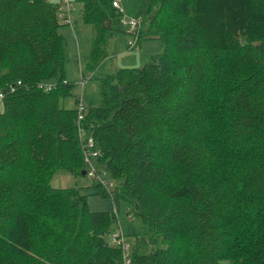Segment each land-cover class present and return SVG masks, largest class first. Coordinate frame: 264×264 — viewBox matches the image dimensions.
<instances>
[{
  "label": "trees",
  "instance_id": "trees-1",
  "mask_svg": "<svg viewBox=\"0 0 264 264\" xmlns=\"http://www.w3.org/2000/svg\"><path fill=\"white\" fill-rule=\"evenodd\" d=\"M70 1L92 29L82 86L122 21H138L126 48L161 51L99 77L78 121L59 3L0 0V264H264V0H149L131 18ZM86 139L95 194L148 228L133 244L106 240L116 214L89 212L82 186L49 187L87 178Z\"/></svg>",
  "mask_w": 264,
  "mask_h": 264
},
{
  "label": "rangeland",
  "instance_id": "rangeland-1",
  "mask_svg": "<svg viewBox=\"0 0 264 264\" xmlns=\"http://www.w3.org/2000/svg\"><path fill=\"white\" fill-rule=\"evenodd\" d=\"M118 1H120V4L124 9L125 16L128 18L137 15L144 17L149 7V0ZM77 6L78 5H73L74 10L72 9L73 12L72 10L70 11V16L72 13V24L75 31V38L79 46L78 61V49L76 47L75 38L70 32V28L63 25L59 28V33H63L66 28H68L69 34L72 38V41H65L67 52V61L64 64L65 78L67 81L75 83L72 95L81 97L80 100L83 104V107L88 108L89 106H95L97 103V79L99 77L103 76L104 74L112 73L120 68H137L142 63L147 61L150 56L159 53L161 51V44L155 39H142L136 43V46L132 48H126V42L131 40V36L126 34L128 30L127 28H124L122 33H119L110 39L106 54L107 56L104 59L103 64L100 65V67H98L94 73L84 76L86 81L80 91V88L76 84V82L79 81L78 64L79 67L83 66L84 58L90 49V39L92 32L91 27L83 25L80 22L78 12L77 10L75 11ZM132 56L135 58L132 59ZM73 99L74 97L72 96L66 97L64 100H62L60 105L64 108H71L73 106ZM100 171H103V168H100ZM101 177L105 178V175H101ZM91 183L92 181L88 177H74L63 170H59L51 177L49 181V187L69 188L82 186V194L86 196V208L89 212H114L116 214L115 224L113 226L114 228L106 236V240L110 244L115 243L113 240V235H120L122 239L125 238L128 244H133L134 236H132V234H136L138 236L147 235L148 228L139 218L132 216L131 214H127L126 208L123 206V204H115L109 198L95 194V189L91 186ZM126 246L127 245L124 244L123 248L125 249ZM121 258L124 259V254Z\"/></svg>",
  "mask_w": 264,
  "mask_h": 264
},
{
  "label": "built area",
  "instance_id": "built-area-1",
  "mask_svg": "<svg viewBox=\"0 0 264 264\" xmlns=\"http://www.w3.org/2000/svg\"><path fill=\"white\" fill-rule=\"evenodd\" d=\"M60 2L62 3V14L64 15H60V20L63 24H66V25H70V19H69V15L68 13H70V11L72 10L73 8V5L71 3L70 0H60ZM111 6L116 10V11H119L121 12V8H120V5H119V1L118 0H112L111 2ZM122 24V27L123 28H127L128 32L130 33H135L136 32V29H137V23L138 21L136 19H130L128 21H122L121 22ZM134 44V40L132 41H129L127 42V47H131L132 45ZM40 88L43 87V89H46L47 85H41L39 84ZM12 88L9 87V90H11ZM2 99V95L0 93V100ZM76 118L77 120H81L82 117H83V112H84V109L82 107V103L81 101L79 100L78 103H76ZM82 141V148H85V152H86V159H85V165H86V176L87 177H94L95 180H98L100 182H102V179L96 174V172H98L97 170H95V166L93 165L94 163L89 161L88 159L89 158H95L97 156V152L96 151H93L91 150L92 148V143L90 139H86V141ZM99 173V172H98ZM104 173L102 172L101 175H103ZM107 185V184H106ZM107 186H110L112 187V185L108 184ZM116 236V235H115ZM116 242V241H115ZM124 249V248H123ZM124 262L126 263V260H124Z\"/></svg>",
  "mask_w": 264,
  "mask_h": 264
},
{
  "label": "crops",
  "instance_id": "crops-1",
  "mask_svg": "<svg viewBox=\"0 0 264 264\" xmlns=\"http://www.w3.org/2000/svg\"><path fill=\"white\" fill-rule=\"evenodd\" d=\"M48 1H50V2H52V3H55V4H57V3H59V5H58V10H57V14H56V17H57V19H58V21H60V23L62 24V25H64V26H67L68 28H70V32L72 33V35H73V37L75 38V31H74V28H73V24H72V13H71V16H70V13H68V15H69V19H70V25H66V24H63L62 22H61V20H60V15L62 14V3L60 2V0H48ZM119 5H120V8H121V10H122V12H123V14L125 15V12H124V9L122 8V6H121V4H120V1H119ZM73 9V8H72ZM74 10V9H73ZM73 10H72V12H73ZM77 10V12H78V15H80L79 14V6H77L76 7V9H75V11ZM62 15H64V14H62ZM84 25V24H83ZM87 26V25H86ZM68 28H66V30L63 32V33H61L64 37H65V41L67 42V41H72V38H71V36H70V34H69V31H68ZM91 32H92V29H91ZM91 39H92V36H91ZM91 39H90V46H91ZM75 42H76V47H77V49H78V53H77V61L79 60V58H78V54H79V46H78V43H77V41H76V38H75ZM88 53V52H87ZM133 58H135V57H133L132 56V59ZM115 70V69H114ZM78 72H79V64H78ZM79 79H81V77H80V75H79ZM77 83V86L79 85V88H80V91H81V88L83 87L82 86V84L81 83H79V81L78 82H76ZM79 99H81V97H78ZM81 101V100H80ZM82 103V102H81ZM83 105V104H82ZM75 107H76V104H75Z\"/></svg>",
  "mask_w": 264,
  "mask_h": 264
},
{
  "label": "water",
  "instance_id": "water-1",
  "mask_svg": "<svg viewBox=\"0 0 264 264\" xmlns=\"http://www.w3.org/2000/svg\"><path fill=\"white\" fill-rule=\"evenodd\" d=\"M8 91H9V88H5L4 90H2V92H4V93H5V92H8ZM80 175H81V176L84 175V171H83V170L80 171Z\"/></svg>",
  "mask_w": 264,
  "mask_h": 264
}]
</instances>
